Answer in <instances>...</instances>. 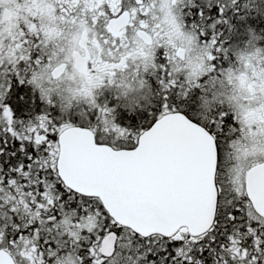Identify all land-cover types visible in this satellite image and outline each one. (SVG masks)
Returning a JSON list of instances; mask_svg holds the SVG:
<instances>
[{"label":"snow or ice","instance_id":"obj_1","mask_svg":"<svg viewBox=\"0 0 264 264\" xmlns=\"http://www.w3.org/2000/svg\"><path fill=\"white\" fill-rule=\"evenodd\" d=\"M0 264H264V0H0Z\"/></svg>","mask_w":264,"mask_h":264}]
</instances>
